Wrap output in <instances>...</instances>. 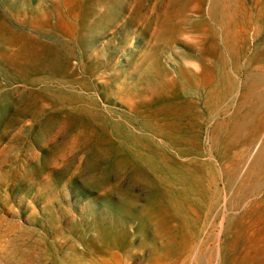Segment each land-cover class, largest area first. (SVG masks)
I'll return each mask as SVG.
<instances>
[{
	"label": "rangeland",
	"instance_id": "rangeland-1",
	"mask_svg": "<svg viewBox=\"0 0 264 264\" xmlns=\"http://www.w3.org/2000/svg\"><path fill=\"white\" fill-rule=\"evenodd\" d=\"M0 70V264H264V0H0Z\"/></svg>",
	"mask_w": 264,
	"mask_h": 264
},
{
	"label": "bare ground",
	"instance_id": "bare-ground-1",
	"mask_svg": "<svg viewBox=\"0 0 264 264\" xmlns=\"http://www.w3.org/2000/svg\"><path fill=\"white\" fill-rule=\"evenodd\" d=\"M43 31H44V30H43ZM45 32H48V31L45 30ZM48 34H49V33H48ZM53 34H54V33H53ZM53 34H52V35H53ZM51 42H52V41H51ZM59 42H60V41H59ZM64 42H65V40H64ZM67 43H69V42H67ZM60 44H61V43H60ZM61 45H63V44H61ZM61 45H60V46H61ZM81 59H82V58H81ZM79 60H80V59H79ZM79 63H80V62H79ZM83 64H84V63H83ZM3 66H4V65H3ZM87 66H88V64H87ZM0 71H1V70H0ZM8 72H9V71H8ZM3 75H4V74H3ZM81 78H82V77H81ZM81 78H80V79H81ZM83 78H84V77H83ZM87 80H88V79H87ZM89 82H91V81H89ZM89 82H88V83H89ZM86 83H87V82H86ZM81 84H82V83H81ZM91 86H92V85H91ZM42 87H43V85H42ZM40 88H41V87H40ZM48 88H49V87H48ZM45 89H46V88H45ZM45 89H44V90H45ZM34 90H35V89H34ZM50 90H52V89H50ZM38 92H41V89H40V91H38ZM43 92H44V91H43ZM45 92H46V91H45ZM33 95H34V93H33ZM40 95H42V93H41ZM47 95H48V94H47ZM23 96H24V95H23ZM25 96H26V95H25ZM34 96H35V95H34ZM78 98H79V97H78ZM33 99H34V98H33ZM37 99H38V97H37ZM46 99H47V98H46ZM34 101H35V100H34ZM30 102H31V101H30ZM38 102H39V101H38ZM35 103H36V102H35ZM35 103H34V104H35ZM39 104H40V103H39ZM29 106H31V104H30ZM32 107H33V106H32ZM7 109H8V108H7ZM12 109H13V108H12ZM28 109H29V108H28ZM55 110H56V109H55ZM6 111H7V110H6ZM2 112H3V109H2ZM10 113H11V112H10ZM63 113H64V112H63ZM3 114H4V113H3ZM13 114H14V113H13ZM1 115H2V114H1ZM57 115H58V114H57ZM9 116H10V115H9ZM1 117H2V116H1ZM60 117H61V116H60ZM8 118H9V117H8ZM1 119H2V118H1ZM1 119H0V120H1ZM4 119H5V118H4ZM4 119H3V120H4ZM14 119H15V118H14ZM6 120H7V119H6ZM49 120H50V119H49ZM51 120H52V119H51ZM0 122H1V121H0ZM8 122H9V121H8ZM8 122H7V124H8ZM4 123H5V122H4ZM6 127H7V126H6ZM0 128H1V127H0ZM36 161H37V160H36ZM43 163H44V162H43ZM37 165H38V164H37ZM43 165H44V164H43ZM37 167H38V166H37ZM221 184H222V183H221ZM262 197H263V196H262ZM260 200H261V199H260ZM260 200H259V201H260ZM9 204H10V203H9ZM9 204H8V205H9ZM222 206H223V205H222ZM250 206H251V205H250ZM248 207H249V206H248ZM248 207H246V208L248 209ZM254 207H255V206H254ZM252 208H253V207H252ZM257 208H259V207H257ZM255 209H256V207H255ZM260 209H261V208H260ZM263 209H264V208H263ZM251 210H252V209H251ZM247 212H249V211H247ZM247 212H246V213H247ZM246 213H245V214H246ZM262 213H263V212H262ZM221 214H222V213H221ZM253 214H254V213H253ZM261 215H262V214H261ZM252 216H253V215H252ZM257 216H258V215H257ZM257 216H256V217H257ZM220 217H221V216H220ZM256 217H255V218H256ZM248 218H249V217H248ZM52 219H53V218H52ZM254 221H255V220H254ZM246 222H247V221H246ZM263 222H264V221H263ZM205 225H206V224H205ZM207 228H208V227H207ZM244 229H245V228H244ZM242 231H243V230H242ZM242 231H241V232H242ZM239 232H240V231H239ZM254 233H255V232H254ZM263 233H264V232H263ZM218 235H219V234H218ZM218 235H217V236H218ZM239 235H240V234H239ZM260 235H261V234H260ZM217 240H218V239H217ZM254 240H255V239H254ZM260 241H261V240H260ZM262 242H263V241H262ZM263 243H264V242H263ZM261 246H262V245H261ZM263 249H264V248H260V249L255 250L254 253H253V255H254V256H259V257L262 256V255L264 254V250H263ZM239 253H240V252H239ZM259 259H260V258H259ZM259 259H258V260H259ZM256 261H257V260H256ZM247 262H248V260H247ZM247 262H243V263H247ZM253 263H254V262H253ZM261 264H262V263H261Z\"/></svg>",
	"mask_w": 264,
	"mask_h": 264
}]
</instances>
